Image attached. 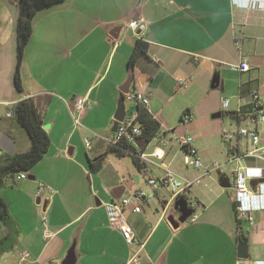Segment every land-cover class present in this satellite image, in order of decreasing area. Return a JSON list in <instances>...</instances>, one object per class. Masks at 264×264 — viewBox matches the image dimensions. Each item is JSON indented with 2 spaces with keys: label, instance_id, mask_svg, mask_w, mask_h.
<instances>
[{
  "label": "crops",
  "instance_id": "1",
  "mask_svg": "<svg viewBox=\"0 0 264 264\" xmlns=\"http://www.w3.org/2000/svg\"><path fill=\"white\" fill-rule=\"evenodd\" d=\"M17 1L0 0V162L30 147L23 128L6 116L21 100L33 101L50 145L26 178H6L0 189L18 229L15 245L0 256V264H19L23 251L28 253L23 264H60L73 241L75 264H129L133 254L137 264H239L241 233L248 244L244 261L264 264V209L250 212L253 223L244 220L246 229L242 221L236 227L233 210L237 163L228 159L251 143L239 137L227 144L221 137L223 127L246 126L256 128L264 142V120L253 112L250 97L255 90L264 104V0H140L138 8L139 0H64L32 19L20 66L21 92L13 84ZM131 20H137L135 28L128 27ZM138 38L147 50L137 62L131 88L150 94L147 109L161 123L153 145L149 142L142 151L163 149L160 159L140 160L142 168L128 155L102 157L112 135L118 86ZM242 61L248 70L230 68ZM215 76L222 89L211 87ZM76 97L91 104L83 121L99 118L93 131L74 124ZM221 98L228 100L226 109ZM188 111L194 117L181 122ZM82 131L88 134L81 140ZM181 135L192 138L190 145L204 166L211 168L218 159V168L208 174L192 166L184 170L186 148L175 140ZM84 137L92 139L90 148ZM96 158H102L98 170L91 171L89 160ZM240 163L264 166L248 157ZM167 173L192 181L185 198L198 203L197 219L173 229L161 215L170 197V187L163 185L143 201L140 212L126 210L138 241L128 244L110 226L103 204L147 189L148 178ZM226 178L231 193L219 184ZM41 181L54 191L39 197ZM5 233L0 221V239Z\"/></svg>",
  "mask_w": 264,
  "mask_h": 264
},
{
  "label": "built area",
  "instance_id": "2",
  "mask_svg": "<svg viewBox=\"0 0 264 264\" xmlns=\"http://www.w3.org/2000/svg\"><path fill=\"white\" fill-rule=\"evenodd\" d=\"M171 2V1H170ZM141 1H138L137 8L140 6ZM137 26V20H131L128 23V27L135 28ZM235 45H240V40L235 39ZM230 68L234 71H246L249 69L247 62H240L238 64H231ZM184 84V82H181ZM251 106L255 115L262 121L264 120V104L257 93L253 90L250 93ZM150 100V94L142 92L137 88H130L128 93L124 94V103L128 102L132 106L130 112H125V116L122 121L117 123L116 129L112 132V135L107 139L109 146H115L117 144H132L136 147V140L141 134L140 124L137 121V110L138 106L148 107ZM228 100L221 98V106L226 109ZM73 119L74 124L79 125L82 115L91 107L90 101L86 97H76L72 102ZM126 108V107H125ZM7 117H12L13 112L8 111ZM194 117L191 112H185L181 116V122L187 123ZM221 137L227 143H231L237 138L247 139L251 146L246 149L242 154H231L229 156V162L237 163L236 168L233 171L232 188L236 201V216L241 221H248L250 224L253 223V218L250 212L253 210L264 209V166H248L240 163V159L244 157L260 160L264 163V142L262 141V135L256 128H249L246 126H238L235 128L223 127L221 129ZM176 142L186 148L184 156V163L192 166L194 169L203 170L204 174H208L211 169H217L218 164L213 162L211 168L204 166L200 158L198 157L196 150L191 147L192 138L190 136H177L175 137ZM83 142L86 148H90L92 145V139L84 137ZM231 148H227L230 151ZM139 160L149 161V158H161L163 156V149L156 147L151 153L140 151L138 153ZM17 179L26 178L24 172L16 174ZM260 179H263L260 182ZM251 180H257L258 182L254 187H251L249 182ZM147 189H135L130 191L128 194L121 196L117 200L105 202L103 204L108 222L111 227L115 228L122 236V238L128 243L133 244L138 242L133 231L132 226L127 220L126 210L130 209L133 212H140L142 210V203L150 198H153L159 187L167 185L170 187V197L164 204L161 215L166 216L173 208V203L178 197H184L185 194L192 184V181L188 179H178L172 173H167L163 177L159 178H148ZM54 190L44 182H39L36 188V194L40 197L46 192L52 193ZM186 199V198H185ZM256 202L254 203V201ZM198 203L194 200H188V207L193 212L187 217V222H194L197 219L195 209ZM47 235H45L46 237ZM28 257L27 251H23L21 254L19 264H23ZM130 263H138L136 254H133L130 258Z\"/></svg>",
  "mask_w": 264,
  "mask_h": 264
},
{
  "label": "trees",
  "instance_id": "3",
  "mask_svg": "<svg viewBox=\"0 0 264 264\" xmlns=\"http://www.w3.org/2000/svg\"><path fill=\"white\" fill-rule=\"evenodd\" d=\"M64 0H18V16L15 25L16 35V64L13 74V84L17 92L22 91V82L20 76V66L23 58L25 46L30 38L32 32V19L34 15L40 10L51 7ZM147 43L138 38L135 40L131 54L127 59V69L133 70L134 75L135 67L140 58L146 56ZM137 121L140 124L141 134L138 138L148 144L160 131L161 123L150 114L148 109L143 106H138ZM13 118L23 128L27 134L30 147L27 151L16 153L7 156L0 162V189L3 187L6 178H13L20 172L28 173L33 166L39 162L44 154L47 152L50 139L46 131L42 127V118L37 111L34 103L30 99H24L16 103L13 109ZM142 149H137L134 145L124 143L115 146H108L105 156L108 153L115 154L116 156L128 155L131 157L133 163L137 168H142L138 153ZM102 158L89 160L91 171L98 170L99 162ZM233 210L235 214L236 227L241 223V220L236 216V207L233 202ZM0 221L6 229V233L0 239V256L13 248L16 243L18 229L15 221L7 208L6 203L0 195Z\"/></svg>",
  "mask_w": 264,
  "mask_h": 264
},
{
  "label": "water",
  "instance_id": "4",
  "mask_svg": "<svg viewBox=\"0 0 264 264\" xmlns=\"http://www.w3.org/2000/svg\"><path fill=\"white\" fill-rule=\"evenodd\" d=\"M133 70H128L127 76L125 80L118 86L119 95L117 99V106L115 109V112L113 114L114 122L111 126V132H114L117 126V123L122 121L126 108L124 103V94L128 93L130 90L132 84H133ZM222 89V81L218 76H215L212 80L211 87H218ZM220 113H216L214 116H219ZM136 146L138 148H143L146 143L143 141L142 138H138L135 142ZM29 179H33V175L28 176ZM137 179V176L134 177ZM263 179H260V182H262ZM258 181L257 180H251L249 182L251 187H254ZM221 187H230L231 182L229 179H225L224 181L219 182ZM119 197V196H116ZM192 213V209L188 207V202L184 197H178L174 203L173 208L169 210L168 214L166 215V220L170 224V226L173 229H176L180 226V224L184 223L187 219V217ZM237 257L241 259L242 261L239 264H247L244 260L248 257V244H247V238L243 233L238 235V244H237ZM76 252H75V241H73L68 248L64 258L60 262V264H75L76 263Z\"/></svg>",
  "mask_w": 264,
  "mask_h": 264
},
{
  "label": "rangeland",
  "instance_id": "5",
  "mask_svg": "<svg viewBox=\"0 0 264 264\" xmlns=\"http://www.w3.org/2000/svg\"><path fill=\"white\" fill-rule=\"evenodd\" d=\"M125 107H126V110H127V111L132 110V107H131V105H130L128 102L125 103ZM80 122H81V124H82L83 127L88 128L89 130H92V131H93L92 126H95V124H97V126H100V124H101L99 118L97 119V117L94 118V119H92V118H91V119H88V120H86V121H83V120H82V117H81ZM90 124H91V125H90ZM80 134H81L80 137H81V140H82V137H83L84 135L88 134V132L86 133L85 131H82V132H80ZM158 136H159V133H158V134L152 139V141H150L149 144H150V145H153V143L155 142L154 140H156V138H157ZM215 160H217V163H221L220 160H218V159H215ZM181 164H182L184 170H188V171H192V170H193L191 166H188V167L186 168V167H185V164H183V162H182ZM224 164H225V165H230V166L234 167V165L229 164V163H227V162L224 163ZM214 176H216V174H215ZM9 178H10V180H11V177H8V179H9ZM14 178H16V176H14L13 179H14ZM15 180H16V179H15ZM227 190H229L230 193L232 192V191H231V187H228ZM160 207H161V206H160ZM170 209H171V207H170ZM242 226H243L244 229H246V227H247V223H246L245 221H242ZM8 255H9V254H5L3 257H5V259H7ZM3 259H4V258H3Z\"/></svg>",
  "mask_w": 264,
  "mask_h": 264
}]
</instances>
